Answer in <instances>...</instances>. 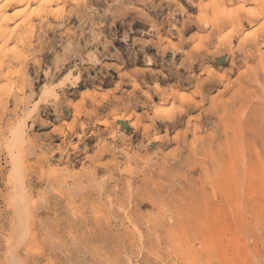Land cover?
<instances>
[{
    "label": "rangeland",
    "instance_id": "rangeland-1",
    "mask_svg": "<svg viewBox=\"0 0 264 264\" xmlns=\"http://www.w3.org/2000/svg\"><path fill=\"white\" fill-rule=\"evenodd\" d=\"M256 1L61 0L31 20L0 74V264H264Z\"/></svg>",
    "mask_w": 264,
    "mask_h": 264
},
{
    "label": "bare ground",
    "instance_id": "bare-ground-1",
    "mask_svg": "<svg viewBox=\"0 0 264 264\" xmlns=\"http://www.w3.org/2000/svg\"><path fill=\"white\" fill-rule=\"evenodd\" d=\"M60 1L61 0H0V74H1V71L4 72V70H2L4 67L9 68V67H11L12 62H15V61L18 62L19 61L16 54H17V52H20V50H19L21 48L20 44L23 42V40H25V38L28 35H30L29 33L32 30V29H30V27H32L31 26V20L36 19V18L40 19L43 15L48 16V15L53 14V10L56 8V7L53 8L54 5H56ZM261 2H263V1L261 0ZM256 3H260V1L257 0ZM11 5H15V6L19 7V10H17L13 15L6 13V9L7 8L9 9V6H11ZM202 15H203V13H202ZM247 16L252 21L253 20L255 21L257 19H260V17L263 15H261L259 12L258 13L253 12V13H248ZM200 19H201V17H199L198 21ZM200 21L203 22V20H200ZM200 21H199V24H200ZM28 37H30V36H28ZM28 37L26 39H28ZM255 38H256V36L246 40L245 43H243V44L244 45H252L255 43V41H254ZM10 44H11V47L9 46ZM23 45H24V42H23ZM6 49H11L10 53L12 54L11 55L12 58L10 60L8 57L10 55V53L9 52L7 53ZM5 50H6V52H5ZM3 52L7 53V54L5 55ZM4 69H6V68H4ZM13 71H15V70H13ZM17 71H19V70L17 69ZM3 74H2V76H3ZM2 80H4V79H2ZM0 82H1V76H0ZM177 97L180 101H183L186 99V97L182 93H177ZM157 114H158V112H157ZM170 118L171 117H169V119ZM84 129H85V126L81 125L80 131H82Z\"/></svg>",
    "mask_w": 264,
    "mask_h": 264
},
{
    "label": "crops",
    "instance_id": "crops-1",
    "mask_svg": "<svg viewBox=\"0 0 264 264\" xmlns=\"http://www.w3.org/2000/svg\"><path fill=\"white\" fill-rule=\"evenodd\" d=\"M246 19H247V21H249L250 23L254 22V20L252 21L247 15H246Z\"/></svg>",
    "mask_w": 264,
    "mask_h": 264
}]
</instances>
